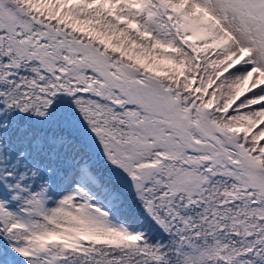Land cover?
<instances>
[{
  "label": "snow or ice",
  "instance_id": "obj_1",
  "mask_svg": "<svg viewBox=\"0 0 264 264\" xmlns=\"http://www.w3.org/2000/svg\"><path fill=\"white\" fill-rule=\"evenodd\" d=\"M0 264H264V0H0Z\"/></svg>",
  "mask_w": 264,
  "mask_h": 264
}]
</instances>
